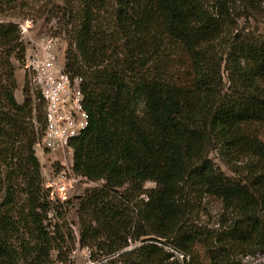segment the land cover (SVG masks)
Segmentation results:
<instances>
[{
  "label": "trees",
  "instance_id": "1",
  "mask_svg": "<svg viewBox=\"0 0 264 264\" xmlns=\"http://www.w3.org/2000/svg\"><path fill=\"white\" fill-rule=\"evenodd\" d=\"M16 2L0 0V264H51V251L63 262L75 237L41 186L39 97L25 83L22 102L14 97L13 61L26 48L10 19ZM263 4L77 0L61 10L64 69L82 77L88 114L71 143L72 171L102 181L76 209L78 246L96 264H194L196 244L210 264L264 258V27L230 31L231 20L255 19ZM212 152L238 163L230 170L240 177L216 169ZM198 192L234 215L219 233L189 227V196Z\"/></svg>",
  "mask_w": 264,
  "mask_h": 264
},
{
  "label": "rangeland",
  "instance_id": "2",
  "mask_svg": "<svg viewBox=\"0 0 264 264\" xmlns=\"http://www.w3.org/2000/svg\"><path fill=\"white\" fill-rule=\"evenodd\" d=\"M76 5L77 0H17L13 16L10 17V19H12L14 22H17L18 24L27 25V33L21 35L22 41L25 43L26 47H29L32 44L33 40H36L40 37H54V39H56L55 50L57 52L58 60L64 63V53L66 50V28L64 27V24L67 18L64 17L61 10H66V8H75ZM262 7V14H257L255 16V19L231 20V33L241 32L243 29L244 32L248 33L249 35H254V33L260 32L264 27V4ZM222 44V46H219L217 44V46L215 47L213 56L215 60H219L221 57H223L222 53L226 51L228 41H226L225 44ZM13 65L15 66V79L18 84L14 91V97L18 103H21L23 98L25 97V95L22 93V85L25 83L26 90L28 91V85H30L31 87V83L27 75L23 72L21 63L13 61ZM221 75L222 84H225V73ZM34 124L35 126H38V124ZM259 136L264 142V127L260 128ZM34 153L40 164V172L43 183V176H45L46 173L50 175L51 170L57 169L59 167V164H57V162H55V160H53L51 156L47 155L46 153L42 156L35 149ZM209 158L213 162L214 167L220 170L224 175L236 179L240 177V173L236 174L230 170L235 169L238 171V163H232V166L228 167L226 166V162H224V160H222V158L216 155L214 152L209 154ZM101 184L102 181H89L84 177L76 175V183L74 189L71 191V194L65 201L66 203H52V207L58 209L63 213V218L66 226L68 229H70L72 235L75 237V244L73 245L71 251L67 253L64 252L62 257H65V260L63 262L57 258L56 251H51V264H96V262L90 258L89 251L86 248H80L78 246L79 226L76 209L78 206V202L84 194V191L86 189L99 187ZM143 188H153V183L146 182L143 185ZM189 203L192 207L189 227L196 228L197 230L209 236L213 232L219 233L224 228H226V226L229 225L233 220L234 215L231 214L229 210L225 209L220 201H218L214 197L201 193L199 194L198 192L194 195L189 196ZM55 221V219H52V224ZM56 222L60 224L61 220ZM139 244L140 243L136 242L135 244H132V247ZM70 247L71 246L67 244V246H64L63 249L67 250V248ZM193 251L195 253L193 259L194 264H210L209 255L205 246H203L202 244H196ZM236 259L239 260L241 264H264V258L260 254L248 256L237 254Z\"/></svg>",
  "mask_w": 264,
  "mask_h": 264
},
{
  "label": "built area",
  "instance_id": "3",
  "mask_svg": "<svg viewBox=\"0 0 264 264\" xmlns=\"http://www.w3.org/2000/svg\"><path fill=\"white\" fill-rule=\"evenodd\" d=\"M20 34L27 33V25L18 24ZM56 39L43 36L25 48L21 62L32 92L42 104L43 127L34 145L40 155H50L59 167L46 173L43 186L46 200L64 202L76 183L72 171L73 148L71 143L79 137L88 124L82 92L83 79L80 75L67 72L64 63L58 60L55 50ZM78 176V175H77ZM49 211L48 217L52 218Z\"/></svg>",
  "mask_w": 264,
  "mask_h": 264
}]
</instances>
